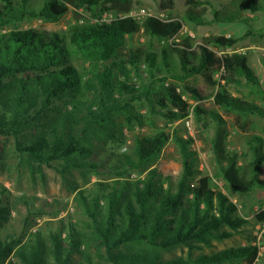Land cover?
I'll return each instance as SVG.
<instances>
[{
  "label": "trees",
  "instance_id": "1",
  "mask_svg": "<svg viewBox=\"0 0 264 264\" xmlns=\"http://www.w3.org/2000/svg\"><path fill=\"white\" fill-rule=\"evenodd\" d=\"M31 1L0 0V28L33 17L58 18L69 12L70 5L76 8L74 22L63 33L34 28L0 32V134H15L21 139L22 129L29 125L34 113L39 114L41 108H49L55 100L63 99L71 92L79 93L85 87L95 92L106 112L102 117L92 114L90 119L86 117L87 121L73 118L74 129H69L67 120L62 124V132L58 127L52 130L50 139L40 137L25 146L19 141L21 150L46 162L82 153L79 148L81 138L76 134L82 135L81 126L90 130L93 123L102 124L106 120L107 113L119 101L116 93L129 101H146L152 112L162 114L169 121L191 120L192 123L193 136L188 134L186 137L179 127L161 130L138 139L132 155H119L115 164L111 163L115 157L109 158L106 164L115 170L116 178L111 182H99L92 201L83 197L85 210L106 247L108 258L114 264H192L183 258L165 261L160 251L125 253L118 249L132 243L148 242L160 250L183 245L193 250L198 242L211 245L212 240L230 238L245 226L248 221L238 214L239 206L231 198V192L246 194L259 184L264 187V178H259L257 172L264 168V139L256 137L253 140L256 145L254 162L240 166L239 154L228 147L229 125L219 109L264 119V105L236 96L228 89L229 86L258 89L264 85L261 74L250 65L246 54L219 51L232 46L237 38L211 34L198 43L192 36H186L166 44L161 51L146 44L133 47L129 45V33H143L152 39H171L182 30V18L151 15L139 20L133 15H122L111 21H94L79 10L95 12L101 8L108 12L133 0H48L39 11L30 9ZM210 5V1L188 0L184 18L196 25H205ZM263 10L264 0H230L214 10V20L232 24L244 19L249 11ZM75 57L90 64L96 77L95 84L84 80L74 63ZM144 70L148 73V81L142 85L133 83V72L143 76ZM195 76L201 77L209 89L188 84ZM170 78L175 82L168 83ZM179 84L184 86L193 102L185 98ZM208 101L214 106L206 104ZM209 118L217 123L213 141L207 137ZM197 139L202 140L224 164L222 171L228 192L203 190L188 182L197 173V153L193 149ZM171 141L177 144L182 155L183 169L177 182L173 180V171L163 174L157 167L142 179L130 178L133 169L158 159ZM91 166L100 168L98 162ZM125 176L127 178L122 179ZM103 199L107 211L100 204ZM257 219L264 223V210L257 214ZM62 232L60 228L53 233V247L38 239L30 251L22 248L17 254L24 264H77L71 261L68 251L82 244L80 236H76V229L71 225L68 247L61 239ZM12 251L8 239H0V259ZM260 253L261 248L255 243L203 254L195 261L199 264L237 261L255 264ZM81 264L98 263L87 257Z\"/></svg>",
  "mask_w": 264,
  "mask_h": 264
},
{
  "label": "rangeland",
  "instance_id": "2",
  "mask_svg": "<svg viewBox=\"0 0 264 264\" xmlns=\"http://www.w3.org/2000/svg\"><path fill=\"white\" fill-rule=\"evenodd\" d=\"M48 0H32L30 9L40 10ZM133 0L130 4H119L113 11L103 12L97 8L95 12L88 9H80L89 19L94 21H111L122 15H133L139 20L148 16L169 18L178 15L183 20V28L180 33L171 39L151 38L143 33H129V45L138 46L146 44L153 46L157 51L175 39L192 36L198 43L202 38L211 34H226L235 36L237 42L230 47L219 50L221 53H244L249 57V63L255 67L263 78L264 85V10L247 12L244 19L232 24H220L214 20V10L230 0H204L210 1L207 14L208 23L196 25L184 18L188 0ZM76 8L70 5V10L58 18L33 17L10 26L0 28V32H8L13 29L48 30L63 33L74 22ZM96 14V16L94 15ZM74 63L84 76V80L95 84L96 77L92 74L91 66L85 60L75 57ZM145 69V66H143ZM219 75V74H218ZM217 75V77H218ZM148 73L144 70L143 76L132 74V82L142 85L148 81ZM168 83H174L170 78ZM188 84L194 87L205 86L203 79L195 76L188 80ZM180 85V91L191 102L190 94L184 86ZM229 91L236 96L256 101L264 105V88L229 86ZM119 101L111 112L107 113L106 120L102 124L93 123L90 130L83 128L82 135L76 134L81 140L79 148L82 153H77L66 159H56L50 162L41 161L30 153L21 150L19 141L25 146L37 138H51L52 130L58 127L62 132V124L69 120V129H74L71 124L73 118L83 121L86 117H102L106 112L101 108L95 92L88 87L79 93L71 92L63 99H58L46 109L41 108L34 113V118L29 125L22 129L21 139L15 134H0V239H8L13 251L7 257L0 259V264H24L17 254L23 248L27 252L30 247L40 239L44 245L53 247V233L62 229V240L70 247L69 232L71 225L76 229V236H80L79 247L68 251L71 261L81 264L90 257L98 264H114L107 255L106 247L95 232L92 218L87 214L83 205V197L93 200V194L98 189L99 182H111L116 178L115 170L108 166L106 161L116 163L119 155H132L138 139H143L157 134L161 130H171L176 127L183 129V134L195 135L192 124L188 120L169 121L162 114L152 112L148 103L144 100L129 101L116 93ZM129 103V106H127ZM206 104L214 106L212 101ZM43 109V110H42ZM219 112L227 119L230 135L228 147L230 151L240 156L239 165L246 167L254 162L256 145L253 140L256 137L264 139V119L256 115H241L230 110L219 109ZM93 117V116H92ZM88 118L85 120L87 121ZM217 123L208 119L207 137L213 141L216 135ZM65 131V129H64ZM78 133V129L76 130ZM69 133V130H68ZM49 138V139H50ZM196 151L197 173L194 178L188 179L192 185H198L203 190L222 189L227 190L226 179L220 163L214 152L207 147L202 140L197 139L193 144ZM86 151V153H83ZM105 161V162H103ZM98 162L100 168H94L91 163ZM107 167H106V166ZM159 168L165 174L173 171V180L180 179L183 164L179 147L174 141L169 142L162 154L153 162L140 169L131 171V179H142L153 168ZM258 177L264 178V168L258 170ZM127 176L122 177V179ZM231 198L238 204V214L243 216L248 223L235 231L233 236L222 240H212L211 245L198 242L191 250L188 246H179L172 249L160 250L148 242L132 243L118 251L125 253L160 251L163 260L170 261L179 258L189 260L192 264H199L196 260L200 255H211L222 249L230 247L258 244L261 248L259 259L255 264H264V223L259 222L257 214L264 210V187L260 184L250 193L231 192ZM106 209V202H100ZM223 230H230L224 228ZM257 237V239H255ZM220 264H246L242 261L223 262Z\"/></svg>",
  "mask_w": 264,
  "mask_h": 264
},
{
  "label": "built area",
  "instance_id": "3",
  "mask_svg": "<svg viewBox=\"0 0 264 264\" xmlns=\"http://www.w3.org/2000/svg\"><path fill=\"white\" fill-rule=\"evenodd\" d=\"M218 76H219V75H218ZM188 124H189V125H191V124H192V123H191V120H188Z\"/></svg>",
  "mask_w": 264,
  "mask_h": 264
}]
</instances>
